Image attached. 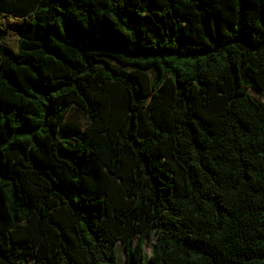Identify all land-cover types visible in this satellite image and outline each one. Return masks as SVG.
<instances>
[{
    "label": "trees",
    "instance_id": "obj_1",
    "mask_svg": "<svg viewBox=\"0 0 264 264\" xmlns=\"http://www.w3.org/2000/svg\"><path fill=\"white\" fill-rule=\"evenodd\" d=\"M0 264H264V0H0Z\"/></svg>",
    "mask_w": 264,
    "mask_h": 264
},
{
    "label": "rangeland",
    "instance_id": "obj_2",
    "mask_svg": "<svg viewBox=\"0 0 264 264\" xmlns=\"http://www.w3.org/2000/svg\"><path fill=\"white\" fill-rule=\"evenodd\" d=\"M244 76L246 79H249L248 73L244 72ZM249 92L255 100H258V101L263 100V97L253 87L249 89ZM87 121H88V118L85 115V113L78 107L73 106L67 119L62 124V132L69 133L72 130L75 132L81 131L87 124ZM154 240L155 239L153 238L152 241H147L145 243V251L147 253H150L152 251ZM119 252H120V257L123 259L124 253L121 248L119 249Z\"/></svg>",
    "mask_w": 264,
    "mask_h": 264
}]
</instances>
